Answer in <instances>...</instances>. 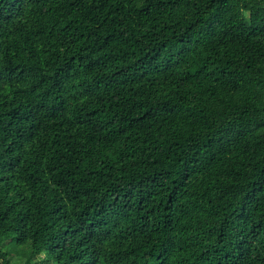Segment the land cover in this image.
Returning a JSON list of instances; mask_svg holds the SVG:
<instances>
[{
    "label": "trees",
    "instance_id": "trees-1",
    "mask_svg": "<svg viewBox=\"0 0 264 264\" xmlns=\"http://www.w3.org/2000/svg\"><path fill=\"white\" fill-rule=\"evenodd\" d=\"M3 264H264V0H0Z\"/></svg>",
    "mask_w": 264,
    "mask_h": 264
},
{
    "label": "rangeland",
    "instance_id": "rangeland-1",
    "mask_svg": "<svg viewBox=\"0 0 264 264\" xmlns=\"http://www.w3.org/2000/svg\"><path fill=\"white\" fill-rule=\"evenodd\" d=\"M9 258H11V256L7 257V256L0 255V264H3L4 262H7Z\"/></svg>",
    "mask_w": 264,
    "mask_h": 264
}]
</instances>
